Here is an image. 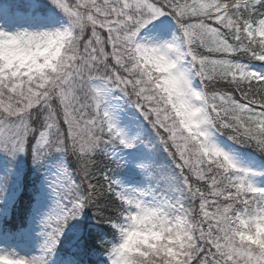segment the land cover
Instances as JSON below:
<instances>
[{
  "label": "snow or ice",
  "instance_id": "snow-or-ice-1",
  "mask_svg": "<svg viewBox=\"0 0 264 264\" xmlns=\"http://www.w3.org/2000/svg\"><path fill=\"white\" fill-rule=\"evenodd\" d=\"M29 7L0 23V245L27 249L0 264H264V0Z\"/></svg>",
  "mask_w": 264,
  "mask_h": 264
},
{
  "label": "trees",
  "instance_id": "trees-1",
  "mask_svg": "<svg viewBox=\"0 0 264 264\" xmlns=\"http://www.w3.org/2000/svg\"><path fill=\"white\" fill-rule=\"evenodd\" d=\"M35 2L39 3L40 0H34ZM5 7L7 8V12L10 16L14 17L17 13H23L27 15L29 13V7L25 4L23 0H0V8ZM27 164V168L24 173V180H23V193L24 195L20 198L19 203L16 209L13 211L10 219L9 225L13 228L18 227L24 219V209L28 203V194L31 192L32 182L30 181V176L32 173L33 167L30 160H25ZM33 181V180H32Z\"/></svg>",
  "mask_w": 264,
  "mask_h": 264
},
{
  "label": "rangeland",
  "instance_id": "rangeland-1",
  "mask_svg": "<svg viewBox=\"0 0 264 264\" xmlns=\"http://www.w3.org/2000/svg\"><path fill=\"white\" fill-rule=\"evenodd\" d=\"M25 1V4L29 7V5L37 3L34 0H23ZM33 9H31L29 7V13L27 15L25 14H21L18 13L16 17H11L8 13H7V9L5 7H1L0 8V23H6L12 26V30H17L18 25H23L25 24L26 20L28 19V16L31 15ZM19 30H23V28H19ZM26 159L18 162V167L21 170V177L22 180L24 179L23 173L27 168V164H26ZM3 161H0V166H3ZM33 170V169H32ZM35 174V173H34ZM36 175V174H35ZM0 207H3V203L0 202ZM5 248L15 251L20 255H24L27 252V249L24 248L23 246H16V245H0V250H4Z\"/></svg>",
  "mask_w": 264,
  "mask_h": 264
}]
</instances>
